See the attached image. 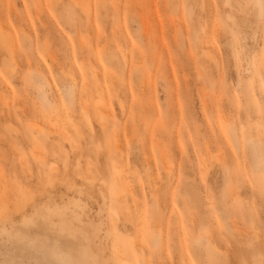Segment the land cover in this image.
<instances>
[{
  "label": "rangeland",
  "instance_id": "1",
  "mask_svg": "<svg viewBox=\"0 0 264 264\" xmlns=\"http://www.w3.org/2000/svg\"><path fill=\"white\" fill-rule=\"evenodd\" d=\"M0 264H264V0H0Z\"/></svg>",
  "mask_w": 264,
  "mask_h": 264
},
{
  "label": "bare ground",
  "instance_id": "2",
  "mask_svg": "<svg viewBox=\"0 0 264 264\" xmlns=\"http://www.w3.org/2000/svg\"><path fill=\"white\" fill-rule=\"evenodd\" d=\"M115 221V220H114Z\"/></svg>",
  "mask_w": 264,
  "mask_h": 264
}]
</instances>
